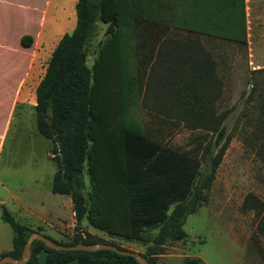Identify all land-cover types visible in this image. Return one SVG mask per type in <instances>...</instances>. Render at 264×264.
I'll list each match as a JSON object with an SVG mask.
<instances>
[{
  "label": "trees",
  "instance_id": "16d2710c",
  "mask_svg": "<svg viewBox=\"0 0 264 264\" xmlns=\"http://www.w3.org/2000/svg\"><path fill=\"white\" fill-rule=\"evenodd\" d=\"M75 13L35 89L34 110L37 131L51 142V190L71 197L76 225L67 240L44 235L65 245L127 249L83 230L86 219L110 236L141 241L139 254L159 264L165 245L185 240L186 217L207 199L233 137L264 163V67L250 69L229 126L237 107L223 108L226 59L216 50L225 43L246 53V1L77 0ZM97 21L106 28L89 66ZM179 129L189 131L187 146L170 142ZM242 209L253 213L251 242L262 251L264 199L248 192ZM1 218L13 232V249L2 256L19 258L40 229L4 207ZM40 251L47 264H139L110 249L57 250L37 239L25 264H38Z\"/></svg>",
  "mask_w": 264,
  "mask_h": 264
},
{
  "label": "crops",
  "instance_id": "0c3cea01",
  "mask_svg": "<svg viewBox=\"0 0 264 264\" xmlns=\"http://www.w3.org/2000/svg\"><path fill=\"white\" fill-rule=\"evenodd\" d=\"M76 1L0 0V76L13 81L10 91H0V216L4 207L14 218L19 215L25 219L19 222L57 240H67L73 235L76 220L71 197L51 190L55 162L48 152L37 160L34 153H6L4 158L2 153L7 141L24 138L28 132L35 141L42 140L36 128L35 89L47 62L40 59L38 52L40 46L52 52L65 33L64 22L74 14ZM245 1L246 60L250 69L263 68L264 0ZM71 24L75 26L73 20ZM23 36H30L25 39L30 44L22 42ZM17 159L20 164L15 165ZM3 222L0 257L13 249L12 229ZM85 223L89 226L86 231L94 233L90 228L93 226ZM232 242L242 251L235 232ZM165 248L157 255L159 264H179L185 257H198L201 264L202 259L192 253L185 240L172 242ZM37 257L38 264H47L44 251L38 252Z\"/></svg>",
  "mask_w": 264,
  "mask_h": 264
},
{
  "label": "rangeland",
  "instance_id": "374dc122",
  "mask_svg": "<svg viewBox=\"0 0 264 264\" xmlns=\"http://www.w3.org/2000/svg\"><path fill=\"white\" fill-rule=\"evenodd\" d=\"M69 3L75 0H64ZM65 3V2H64ZM72 20L75 24L76 13L69 15L63 24L64 32L73 29ZM95 34L87 44V64L91 66L96 55L97 43L104 37L106 24L97 21ZM209 44H211L209 42ZM216 50L226 59L225 91L223 94V108L233 109L229 126L233 123L240 104V95L249 88V64L246 53L237 46L218 43ZM39 57L46 63L50 57V49L39 48ZM31 81V80H30ZM13 81L0 76V91H10ZM9 84V85H8ZM38 133V132H37ZM40 142L35 141L33 136L26 134L24 138L13 142L9 140L4 146L2 157L6 153H34L37 160L41 155L48 152L50 140L37 134ZM32 136V137H31ZM172 144L187 146L189 143V131L179 129L170 136ZM14 164H20L17 159ZM87 172L84 179L87 183ZM248 192H253L264 199V163L259 156L249 150L238 137H233L226 149L223 159L217 169L213 184L207 194V199L191 214H188L183 228L186 231L185 242L191 248L193 254L200 256L201 264H264V237L261 239L262 251L252 245L251 235L255 227V218L252 212L242 209V201ZM18 221L25 220L15 215ZM81 222L83 230L89 227ZM29 222V221H26ZM0 216V224H3ZM97 236L113 241L116 244L137 252L144 251L145 246L141 241L125 240L121 237L110 236L106 232L90 227ZM238 235L240 247L232 242L233 233ZM202 239V240H201ZM170 244H167V246ZM166 249V248H164Z\"/></svg>",
  "mask_w": 264,
  "mask_h": 264
},
{
  "label": "water",
  "instance_id": "95a60500",
  "mask_svg": "<svg viewBox=\"0 0 264 264\" xmlns=\"http://www.w3.org/2000/svg\"><path fill=\"white\" fill-rule=\"evenodd\" d=\"M41 240L46 246L57 249V250H95L99 248H105V249H110L114 250L120 254H125V255H131L133 256L139 264H149L146 259L139 254L138 252H135L130 249H122L119 248L118 246L112 244V243H90V244H85V243H78V244H73V245H65V244H60L55 242L53 239L45 236L44 234L38 232V231H33L29 234L23 250L22 254L19 258H16L12 255H4L0 257V264H5V263H10V264H25L30 256H31V243L33 240Z\"/></svg>",
  "mask_w": 264,
  "mask_h": 264
}]
</instances>
